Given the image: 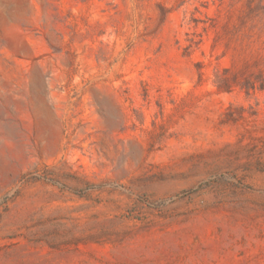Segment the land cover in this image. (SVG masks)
<instances>
[{
    "label": "rangeland",
    "instance_id": "1",
    "mask_svg": "<svg viewBox=\"0 0 264 264\" xmlns=\"http://www.w3.org/2000/svg\"><path fill=\"white\" fill-rule=\"evenodd\" d=\"M0 264H264V0H0Z\"/></svg>",
    "mask_w": 264,
    "mask_h": 264
}]
</instances>
